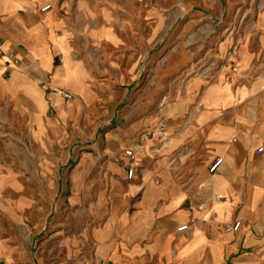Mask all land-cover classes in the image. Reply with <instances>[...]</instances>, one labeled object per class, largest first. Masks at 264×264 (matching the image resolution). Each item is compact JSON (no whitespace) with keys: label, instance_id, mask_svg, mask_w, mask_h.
<instances>
[{"label":"crops","instance_id":"crops-1","mask_svg":"<svg viewBox=\"0 0 264 264\" xmlns=\"http://www.w3.org/2000/svg\"><path fill=\"white\" fill-rule=\"evenodd\" d=\"M151 5L0 0V120L22 116L39 135H62L84 116L104 115L114 73L131 77L147 53L148 15L149 36H160ZM214 54L220 69L189 78L161 115L163 143L127 147L137 150L134 177L110 189L106 219L89 234L99 264H264V17L244 45L223 42ZM231 65L238 72L226 79ZM120 152L110 146V183L112 172L124 181L128 159ZM183 224L188 229L178 232Z\"/></svg>","mask_w":264,"mask_h":264},{"label":"rangeland","instance_id":"rangeland-1","mask_svg":"<svg viewBox=\"0 0 264 264\" xmlns=\"http://www.w3.org/2000/svg\"><path fill=\"white\" fill-rule=\"evenodd\" d=\"M202 1L149 0L160 36H149L148 15L147 53L131 77L110 75L104 115L62 135H39L22 116L0 120V264H99L90 231L106 219L110 189L128 181L112 172L110 183V146L140 145L189 78L220 69L214 49L244 45L264 17V0Z\"/></svg>","mask_w":264,"mask_h":264},{"label":"built area","instance_id":"built-area-1","mask_svg":"<svg viewBox=\"0 0 264 264\" xmlns=\"http://www.w3.org/2000/svg\"><path fill=\"white\" fill-rule=\"evenodd\" d=\"M49 8V5H46L42 8V10H45ZM3 43L2 41L0 40V59L2 58L3 56ZM14 64H16V61L14 62ZM238 72V68L236 65H231L229 70L226 72L225 74V78L226 79H230L232 77V75H234L235 73ZM45 89L49 90V91H53L55 93H59L60 95H62L64 97V99L66 100H69L72 98V94L65 91L64 89L56 86V85H48V84H45L43 85ZM166 137V124L164 122V120H160L158 123H157V126L155 127L154 129V132L151 133V132H148V133H145L142 135V138H146V139H149V138H154L155 140L157 141H162L161 143H163L164 139ZM263 148H259L258 151H262ZM124 156L128 159V162L126 165H124V170H125V178L126 180H131L133 177H134V173L137 169V165H136V151L132 148H127V149H124V152H123ZM222 162V159L218 158L216 159L208 168V172L210 174H214L220 163ZM214 199H221L223 198L222 195H215L213 197ZM201 205L198 206L199 209H201ZM240 225V222H236L233 226H231L230 228L232 230H237L238 227ZM188 229V225L187 224H183L181 226H179L177 228V231L178 232H182V231H185Z\"/></svg>","mask_w":264,"mask_h":264}]
</instances>
